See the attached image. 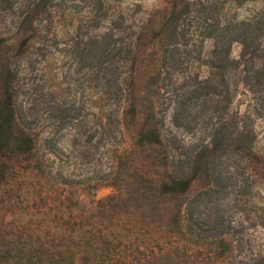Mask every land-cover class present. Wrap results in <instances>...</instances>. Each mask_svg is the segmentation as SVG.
<instances>
[{
  "label": "trees",
  "instance_id": "trees-1",
  "mask_svg": "<svg viewBox=\"0 0 264 264\" xmlns=\"http://www.w3.org/2000/svg\"><path fill=\"white\" fill-rule=\"evenodd\" d=\"M242 96L264 0H0V264H264Z\"/></svg>",
  "mask_w": 264,
  "mask_h": 264
},
{
  "label": "rangeland",
  "instance_id": "rangeland-1",
  "mask_svg": "<svg viewBox=\"0 0 264 264\" xmlns=\"http://www.w3.org/2000/svg\"><path fill=\"white\" fill-rule=\"evenodd\" d=\"M167 0H122V7L124 9L131 10L134 14V18L141 22L151 12L166 7ZM246 5V4H245ZM245 5L238 12L240 15L245 13ZM252 6H248L246 10L251 9ZM209 46V43L206 44ZM240 45L235 43L232 45L231 54L236 57L239 53ZM240 99L239 109L241 111L247 110L252 119L253 126L257 134L256 149L264 153V117L259 114L253 106H247V99L242 96ZM110 192L109 187H101L97 190V197H102Z\"/></svg>",
  "mask_w": 264,
  "mask_h": 264
}]
</instances>
